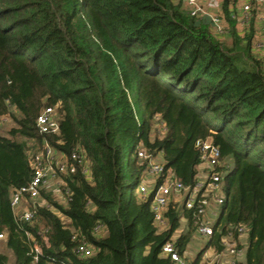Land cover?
<instances>
[{
	"label": "trees",
	"instance_id": "16d2710c",
	"mask_svg": "<svg viewBox=\"0 0 264 264\" xmlns=\"http://www.w3.org/2000/svg\"><path fill=\"white\" fill-rule=\"evenodd\" d=\"M222 11L230 42L178 0H0V118L16 122L0 132V246L14 258L0 248V264H176L163 246L174 240L185 255L195 211L171 202L159 231L154 192L135 193L147 171L138 151L193 187L199 139L228 166L207 246L220 253L228 238L245 249L237 264H264V57L252 22L240 35L228 0ZM46 107L57 133L39 131ZM28 141L84 162L66 179L65 203L48 197L27 222L11 200L34 172ZM183 217L188 230L174 237ZM82 242L91 255L77 251Z\"/></svg>",
	"mask_w": 264,
	"mask_h": 264
},
{
	"label": "built area",
	"instance_id": "2783aa9c",
	"mask_svg": "<svg viewBox=\"0 0 264 264\" xmlns=\"http://www.w3.org/2000/svg\"><path fill=\"white\" fill-rule=\"evenodd\" d=\"M191 16L208 19L218 35L227 34L228 25L225 15L222 13L213 14L208 11L205 3L208 0H178ZM230 8L239 6L242 10L241 22L248 29L254 15L260 17V45L264 53V0H228ZM233 18H236L232 12ZM257 39V38H255ZM257 46V40H256ZM255 46V47H256ZM37 126L41 133H57L60 129L59 119L55 115L53 107L44 108L37 116ZM197 147L201 152L202 162L198 166L197 180L193 187L185 186L178 180L171 170L165 171L163 163L150 155L146 150L140 149V159L147 162V171L141 183L136 188L137 194L149 195L154 192L152 208L156 215V224L159 231L168 229L166 212L171 202L180 203L187 209L195 211L196 233L206 240L213 235L214 224L218 221L221 207L225 203L224 176L228 171L225 161H222L221 150L210 140L199 139ZM31 164L34 168L32 178L27 186L16 190L12 195L11 205L19 216L18 220L31 221L36 212L37 206L41 203L39 198L42 192L58 179L66 187V179L76 171V164H83L84 158L78 153L72 154L71 160L60 159L56 151L49 143L45 142L43 148L34 154H30ZM87 169H85V172ZM153 179V185H148ZM161 180V181H160ZM160 181V182H159ZM46 203V202H45ZM44 203V204H45ZM27 205L26 209H22ZM240 240L247 236L245 228L240 227ZM29 235V233H27ZM6 234L0 233V239H5ZM225 249L217 253L213 247L214 258L205 252L203 259L207 264H237L244 256L245 249L239 247L238 243L230 239L223 241ZM33 251L38 253L39 247L35 244ZM77 251L82 256L92 254L91 246L82 242ZM163 253L171 257L176 264H190L186 256L181 255L174 240L168 241L163 246ZM37 259V258H36Z\"/></svg>",
	"mask_w": 264,
	"mask_h": 264
},
{
	"label": "rangeland",
	"instance_id": "374dc122",
	"mask_svg": "<svg viewBox=\"0 0 264 264\" xmlns=\"http://www.w3.org/2000/svg\"><path fill=\"white\" fill-rule=\"evenodd\" d=\"M223 38H227V34L223 35ZM257 40V46L256 49H258L257 54L261 55L262 57H264V53L261 51V45H260V40L259 38L256 39ZM223 41H227L226 39H223ZM260 50V51H259ZM257 51V50H256ZM16 122L12 119L11 115H7L4 117L0 118V132L3 134H7L9 132V130L13 127H15ZM154 135H161L162 132L164 131L163 127L161 125H157L155 124L154 127ZM27 147L29 148V155L30 153H38L39 152V146L36 145V143L34 141H28L27 142ZM159 159V158H158ZM151 183H149L148 188L150 189L153 185V179L150 181ZM63 184L61 182H59L58 179L52 181L51 185L49 187H47L41 194L39 201L41 204H44L45 202H47V198L50 197L52 198L54 201L60 203V204H64L66 201V194L63 190ZM136 191V189H135ZM27 205H25L23 208H21V210L26 209ZM64 221L66 223H68L67 219H64ZM192 245L190 246L191 248V253L188 254V256H190L189 259H192L195 256L196 251L198 250V248L200 247V245H203V243L205 242V239L201 236H198L197 234L194 235V237L192 238ZM203 241V242H202ZM242 246H247V236H244L242 239ZM2 246V245H1ZM0 248L3 250V252H6L11 260V262L13 261V255L11 252L7 251L6 249L3 248V246ZM193 246V247H192Z\"/></svg>",
	"mask_w": 264,
	"mask_h": 264
},
{
	"label": "crops",
	"instance_id": "0c3cea01",
	"mask_svg": "<svg viewBox=\"0 0 264 264\" xmlns=\"http://www.w3.org/2000/svg\"><path fill=\"white\" fill-rule=\"evenodd\" d=\"M223 1H224V0H208V1L205 3V5H206V8L208 9V11H209L210 13L218 14V13H222V10H223ZM231 12H234V14L236 15V18H235L236 21H237L236 26H237V30H238L239 34H240V35H243V34L247 31V28H246L245 24H243V23L241 22L242 10L240 9L239 6H235V7L231 8ZM252 24L254 25L255 38L258 39V38L261 37L260 31H259V29H260V24H261L260 17L254 15L253 20H252ZM211 28H212V33H213L217 38H219V39L222 40V41H223V39H226V40H227L226 42H230V37H229L228 35L226 36L227 38H223V37H224L223 35H218V34L214 31L212 25H211ZM255 48H256V47H255ZM256 50H257V52H258V49H256ZM259 51H260V50H259ZM261 51H262V50H261ZM56 155H57L60 159H64V158H65V156H64L62 153H60V152H56ZM50 185H51V184H50ZM50 185H49V186H50ZM49 186H48V187H49ZM181 220H182V221H181V226H180V228L175 232L174 237H176V236H178L179 234H181L182 232H185V231L188 230L187 218L183 217ZM195 234H197L196 231L193 233V237H194ZM197 235H198V234H197ZM198 236H200V235H198ZM193 237H192V238H193ZM204 239H205V242L203 243V245H200V247L198 248V250H197L196 253H195V256H194L192 259H189L190 256H188V254L191 253V249H190L191 247H190V246L192 245V241L189 243V245H188V247H187V250H186V253H185V256H186V258H187V260L189 261L190 264H193L194 261L196 260V258H197L201 253L204 254L205 252H207V253L210 254L211 258H214V257H215L214 252H213V249L210 250L211 247H208L207 244H206L207 241H208V239H207V240H206V238H204ZM192 240H193V239H192ZM202 242H203V241H202ZM0 243H4V239H0ZM192 247H193V246H192ZM9 252H10V251H9ZM241 259H244V256H242ZM204 262H205V261H204V259H203V255H202V260H201L200 263L203 264Z\"/></svg>",
	"mask_w": 264,
	"mask_h": 264
}]
</instances>
